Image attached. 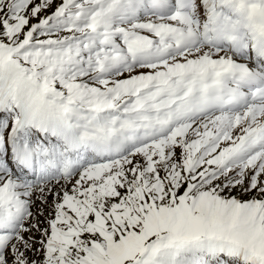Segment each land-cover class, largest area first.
I'll list each match as a JSON object with an SVG mask.
<instances>
[{"label": "snow or ice", "instance_id": "1", "mask_svg": "<svg viewBox=\"0 0 264 264\" xmlns=\"http://www.w3.org/2000/svg\"><path fill=\"white\" fill-rule=\"evenodd\" d=\"M0 264H264V0H0Z\"/></svg>", "mask_w": 264, "mask_h": 264}]
</instances>
